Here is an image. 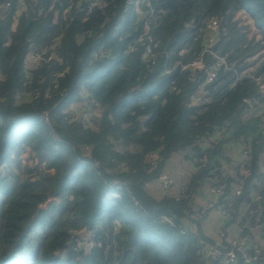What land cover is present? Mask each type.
Masks as SVG:
<instances>
[{
	"label": "trees",
	"instance_id": "obj_1",
	"mask_svg": "<svg viewBox=\"0 0 264 264\" xmlns=\"http://www.w3.org/2000/svg\"><path fill=\"white\" fill-rule=\"evenodd\" d=\"M136 6L0 0V264H264V0H150L142 19ZM31 48L53 56L24 67ZM200 54L202 69L181 68ZM216 56L228 68L207 81ZM174 155L187 179L153 196ZM206 191L221 238L203 229ZM230 234L257 258L228 260Z\"/></svg>",
	"mask_w": 264,
	"mask_h": 264
},
{
	"label": "built area",
	"instance_id": "obj_2",
	"mask_svg": "<svg viewBox=\"0 0 264 264\" xmlns=\"http://www.w3.org/2000/svg\"><path fill=\"white\" fill-rule=\"evenodd\" d=\"M136 1V4H138L139 2L144 4V8L143 9H139L138 10V14H137V18L138 19H142L143 16L146 15V13H148V9L147 7L150 6V0H126V5L129 7V6H133L134 3ZM98 7H101L103 5V1H100L97 3ZM244 11V10H243ZM245 12V11H244ZM152 14H148V17L147 19L144 21V32L142 34H140V36L138 37V40H144L146 37H147V31H148V18L149 16H151ZM216 29H217V22L216 20H211L209 21L207 24H206V31L208 33H210L209 35V41L210 43L207 44L203 50V53L204 51H207L209 46L211 45V42L214 38V34L216 32ZM150 41L149 40V43L147 44L146 48H145V52H144V60L145 61H150L152 60L154 57H153V51H152V48L150 46ZM53 54L52 53H49V54H46V50L43 49V50H38L36 48H31L30 51L28 52V54L26 55V58H25V61H24V67H33V66H36L38 64H40L41 61H49L51 58H52ZM217 57V62L215 63V65L213 66V68L211 70L208 71V73L206 74V80L207 81H211L213 78H214V75L216 73V70H218L221 66L224 67V69H227L228 66L227 64L225 63V60L223 57L221 56H216ZM255 56H252L250 59H254ZM179 64V62H178ZM181 68L182 69H186V68H189V69H192V70H198V69H202L204 67V62H203V56L202 54L192 58L191 60H189L188 62L184 63V64H180ZM252 68L249 67L247 69H244L241 71V74L238 76L239 77H253V76H250L248 71L251 70ZM246 100V99H245ZM156 156L154 155V153L150 154L149 155V159L150 160H154ZM161 182H162V186L163 188L165 189H169L172 184H173V181L172 179L167 175V174H160L159 177ZM238 192V191H236ZM224 211V210H222ZM163 219L167 222H170V225H173V219L171 217H163ZM224 236V232L221 231L220 234H219V238L223 237ZM231 244H232V247L227 250L226 252H224V255L227 257L228 260L230 261H233L235 260L236 258V253L237 252H242V256L247 260V261H253L257 258V255L259 253V250L256 249V252L257 253H253V254H247L246 253V248L244 246V242L243 240H239V239H236V238H231ZM207 251L208 252H212V251H215L216 253L219 254V250H217L214 246L212 245H208L207 247Z\"/></svg>",
	"mask_w": 264,
	"mask_h": 264
},
{
	"label": "crops",
	"instance_id": "obj_3",
	"mask_svg": "<svg viewBox=\"0 0 264 264\" xmlns=\"http://www.w3.org/2000/svg\"><path fill=\"white\" fill-rule=\"evenodd\" d=\"M246 13V17L244 20H248L247 23L249 22V24L252 25V27H254V21L251 17H249ZM250 25V26H251ZM183 162V160L180 158L179 155H174L172 160L170 161L168 167L165 169V171L163 172L164 174H167L173 181L172 186L169 189H165L162 186V182L160 180V178H156L151 180L150 182H148L147 184V191L152 194L153 196L159 197L164 193H176L178 191V189H180L181 184L187 179V176L189 175V172H186L185 169L184 170H180V173L184 174V171L186 172L185 175L186 177H183L181 179V176L178 175V168L174 167L173 164H175L176 162L178 163L179 166V162L180 164ZM185 163V162H184ZM189 163H185L181 168H184L185 166H187ZM182 180V181H181ZM211 197L212 195L210 193H208L207 191L202 193V195L198 196L196 198V205L200 208H202V210L206 212V217L203 220V229L206 230V233H208L210 236H212V238H219V234L221 232V225L223 222H221L222 218H221V213L218 210H214L213 208H209L210 204L209 202L211 201ZM263 235V238H257L255 237L254 240L258 241L260 245H264V232L261 233ZM230 239L232 238L231 234L229 235Z\"/></svg>",
	"mask_w": 264,
	"mask_h": 264
},
{
	"label": "rangeland",
	"instance_id": "obj_4",
	"mask_svg": "<svg viewBox=\"0 0 264 264\" xmlns=\"http://www.w3.org/2000/svg\"><path fill=\"white\" fill-rule=\"evenodd\" d=\"M137 4H136V1H135V3H134V8H136L137 6H136ZM139 10V9H138ZM246 11V10H245ZM247 12V11H246ZM240 17V22L242 23L243 22V20L245 19V17H246V13L243 11V10H240L238 13H237V15L235 16V18H237V17ZM248 21V20H247ZM247 21L246 20H244V22H246L247 23ZM248 25L250 26L251 24H249V22H248ZM251 27V29H253V27H252V25L250 26ZM80 108H82V109H80ZM85 111V109L83 108V107H78L76 110H73L72 111V113L73 114H76V115H78V116H80L81 115V113L82 112H84ZM87 112H89V111H87ZM92 112H89V114H87L88 116L91 114ZM87 124H88V122H86ZM90 125H93V123H90ZM20 158H21V161H22V164H24V163H27V164H33V163H35L36 162V160H37V157H36V155H35V151H34V153H33V151L31 150V147L30 146H28L24 151H23V153L21 154V156H20ZM182 162V161H181ZM187 163L186 161H183L181 164H180V162H179V166H178V163L176 162L175 164H173V166L174 167H177L178 168V175L179 176H181V179L183 178V177H186V175H185V173L186 172H190L191 171V166H190V164H188L187 166H185L184 168H181L185 163ZM185 169V171H184V174H182V173H180V170H184ZM182 181V180H181ZM214 210H216V209H214ZM81 242V241H80ZM83 246H84V248H86V250L89 248V246H90V243L91 242H89V241H86L85 239L83 240ZM78 257V259H79V256H77Z\"/></svg>",
	"mask_w": 264,
	"mask_h": 264
},
{
	"label": "water",
	"instance_id": "obj_5",
	"mask_svg": "<svg viewBox=\"0 0 264 264\" xmlns=\"http://www.w3.org/2000/svg\"><path fill=\"white\" fill-rule=\"evenodd\" d=\"M164 49H165V47H164ZM39 207H40V206H38L37 211L35 212V214H37V212H38V210H39ZM35 214H34V215H35Z\"/></svg>",
	"mask_w": 264,
	"mask_h": 264
}]
</instances>
